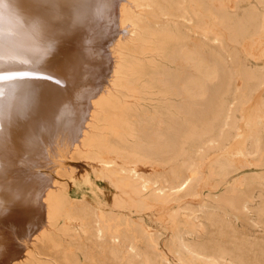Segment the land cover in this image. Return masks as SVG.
Listing matches in <instances>:
<instances>
[{
    "label": "bare ground",
    "instance_id": "bare-ground-1",
    "mask_svg": "<svg viewBox=\"0 0 264 264\" xmlns=\"http://www.w3.org/2000/svg\"><path fill=\"white\" fill-rule=\"evenodd\" d=\"M10 1L12 4L10 9H0L2 41H5V38L1 34L8 25H23L18 12L20 9L23 11L24 0ZM255 1L123 0L116 12L117 17L112 15L111 21H117L119 27L124 25L131 27L129 35L133 41L140 42L137 50L139 52L138 54L132 52L130 47L125 46L121 41L119 35L115 38L106 82L90 98L84 127L79 134L77 132L69 149L70 158L77 155L97 161L102 151H108L119 155L125 162L135 165L141 160L158 162L164 166L174 163L177 166L171 168V179L174 184L171 187L172 192L169 193L177 197L192 188L197 173L196 166L188 175H181V168L186 163L188 165L187 157L198 142L200 145H196L197 150L201 153H205L206 149L210 148L228 152L230 147L226 141L231 139L236 141L244 136L248 144L239 147L236 155L244 159L248 165L263 170L264 97L254 99L251 106L242 114L241 130L236 123L235 115L242 91L247 90L249 99L252 100L253 94H258L264 89V65L256 70L244 62L246 57L256 62L264 60V0ZM42 7L43 13L37 11L34 15L36 20L34 23L47 25L56 46L50 49L51 44H46L45 48L40 50L42 53L40 52L38 57H41L39 62L41 64L36 72L34 71L36 75L34 81L27 80V76L17 79L18 86L15 84L7 87L0 100V128L6 132H8L6 129L13 131L17 135L18 143L24 151L20 158H24L29 165L33 164L30 160L38 156L40 149V139L31 135V132L34 134L36 131L32 124L36 114L45 105L56 103L60 107L64 106L60 94L63 88L62 77L66 78L67 75L65 76L63 70L73 67L77 71L75 76H78V71L82 69L80 62L70 61L68 55L73 52L67 48L74 47L73 43L82 37L89 39L94 33L92 31L94 25H99L102 21L111 24L107 20L108 10L102 0L79 2L58 0L56 6L45 3ZM151 7L168 17H180L186 24L172 25L168 19L164 22L155 20L154 24H151L142 17V12ZM78 25H82L81 28L73 30ZM57 28L58 33H55ZM231 44H236L243 50L244 58L230 50ZM88 57V60L92 58L91 55ZM7 60L6 53H0V62L6 64ZM188 71L191 72L190 75L187 74ZM238 78L242 80V86L237 85ZM119 86L126 87L133 96L120 99L115 94ZM146 86L158 89L157 94L160 98L155 106L141 109L136 106L134 100H137L138 93ZM101 122L104 124L103 127H100ZM16 125L21 126L19 131ZM2 140L9 142L12 137L4 134ZM89 147L97 151H91L90 155L85 156L84 151ZM229 155L233 156L231 153ZM57 174L62 176L63 173L57 170ZM133 179L131 177V182ZM118 182L122 183L120 180ZM131 182L125 184L128 190L133 187L129 184ZM123 184L120 187L126 188ZM61 185V180L57 179L54 185L43 193V215L46 226L34 234L33 247L49 234L47 227L55 226L63 217L68 197ZM138 187L134 186V188ZM138 192H136L137 196ZM153 193L155 194V192L150 194ZM154 197L155 195L153 199ZM169 200L167 199V203ZM128 201L127 204L130 205ZM155 201L158 202V199ZM217 201L232 211L235 217L243 213L247 214L249 209L256 208L260 220H264V174L260 172L254 176L237 179L229 194L215 200ZM256 201H259L257 206L254 205ZM125 207L128 206L123 204L117 206L118 209H126ZM70 211L68 214H71ZM78 211H73L72 215L77 214ZM108 217V220L100 222L97 232L100 234L99 242L106 251H109L112 264L135 262L137 264H264V239L238 231L234 222L229 224L228 220V227L222 225V228L216 229L218 219L213 213L208 217L209 226L212 228L210 231L205 229L203 233L194 216L192 222H182L178 226L175 232V248L171 251L173 262H167L151 229L142 231L132 229L128 250H122L120 234L116 229L126 221L130 223L131 215L117 212L109 214ZM108 230H111L112 246H109L104 239ZM187 233L196 235L201 240L195 237L190 239L186 236ZM53 235L52 233L47 238L56 245ZM139 238L144 241V249L136 243ZM140 257L143 262L140 261ZM66 259L68 264H82L74 254H69ZM9 264L50 263L40 261L33 248H28L24 250L23 255L12 259Z\"/></svg>",
    "mask_w": 264,
    "mask_h": 264
},
{
    "label": "rangeland",
    "instance_id": "rangeland-1",
    "mask_svg": "<svg viewBox=\"0 0 264 264\" xmlns=\"http://www.w3.org/2000/svg\"><path fill=\"white\" fill-rule=\"evenodd\" d=\"M57 1L24 0L25 7L22 9L23 11H20V9L18 12L23 25H8L5 32L1 34L5 41H2L0 37V53H6L8 60L6 64L0 62V100H2L3 91L7 87L15 85L17 79L27 76V80L34 81L35 72L41 64L39 63L41 57H38L40 56V50L44 49L46 44H51L49 46L50 49L56 46L47 25L34 23L36 21L34 15L37 11L43 13V4L47 3L50 6H56ZM122 1L102 0L108 10L109 18L107 20L111 24L102 21L99 25H94L92 28L94 33L89 39L82 37L73 43L74 47L67 48L73 52L68 55L70 61L80 62L82 69L78 71V76H75L77 71L73 67L63 70L66 73L65 76L67 75L66 78L62 77L63 88L60 94L64 106L60 107L56 103L50 106L45 105L36 114V119L32 123L36 131L34 134L31 132V135L40 139V149L37 157H31L30 162H33V164L29 165L24 158H20L21 153L24 151L18 143L17 135L13 131L6 129L8 131L6 132L0 128V264H9L12 259L23 255L24 250L28 248H33L40 261L50 264H68L66 257L69 254L77 255L82 264H112L109 259V251H106L98 240L100 234L97 230L102 220H108L109 214L117 212L131 215L130 223L126 221L124 225L116 229V232L120 234L119 241L122 245V250H128L132 229L139 231L151 229L157 238L160 251L165 254L168 260L167 262H173L171 251L175 248V232L178 226L182 222H192L193 216L196 217V222L203 229V233L205 229L212 230L209 226L208 217L213 213L218 219L216 229L226 225L228 227V222L229 224L234 222L238 231L252 237L264 239V220H260L256 208H251L247 214L243 213L235 217L232 214L233 212L219 204V201L215 202V200L229 194L237 179L254 176L260 172L264 174V168L260 170L259 167H252L244 159L236 155L239 147L248 144L244 136L236 141L234 139L226 141V144L230 147L228 152L233 154L232 157L228 152L221 151L218 148L206 149L205 153H201L197 150L196 145H200L198 142L187 157L188 165L186 163L181 168V175H188L191 169L196 166L197 173L192 188L177 197L170 194L172 192L171 187L174 184L173 179H171V168L173 169L174 166H177L174 163L164 166L158 162L141 160L135 165L125 162L119 155L108 151H102L101 157L97 161L77 155L72 159L70 158L69 149L75 140L77 132L79 134L84 127L90 98L106 82L109 66H111L112 45L115 38L119 35L121 41L124 42L125 46L130 47L132 52H137L136 54L139 52L137 50H139L140 42L137 40L133 41L129 35L131 27L124 25L121 28L116 19V22L111 21L112 15L115 18L117 17L116 12ZM252 2L256 1L252 0ZM11 6L10 0H0V9H10ZM132 6L134 7V5ZM134 9L137 8L134 7ZM142 17L144 20L150 21L151 24H154L155 20L164 22L166 19L172 25L175 23L178 26L186 24L180 17H168L153 7L144 10ZM81 26L78 25L73 30H78ZM54 32L58 33V28ZM229 48L244 58L245 54L238 45L231 44ZM64 52L68 53L67 51ZM146 52L149 51L146 50ZM89 55L92 58L88 60ZM244 62L247 66H251V68L256 70H259L264 65V60L256 62L249 57H246ZM190 73V71L187 72L189 75ZM19 75L22 76L19 77ZM61 76L63 75L61 74ZM237 81V85L242 86V80L238 78ZM144 88H142V92L138 93L137 100H134L136 106L141 109L155 106L160 98L157 94L158 89L147 86ZM115 91V94L120 99L133 96V93L126 87L119 86ZM263 97L264 89L258 94H253L252 100L249 99L247 90L242 91L238 110L235 113L239 130H241L243 125V122H241L242 114L247 111L254 99ZM103 126L104 124L101 122L100 127ZM19 127L21 126L16 125L17 131H19ZM22 129L20 128V130ZM4 134L9 135L10 138L12 137V140L9 142L2 140V135ZM91 151H97V149L86 148L84 155H90ZM103 158L104 161H107H102ZM110 162L112 163L111 165ZM57 170L62 171V176L57 174ZM100 171H103V174ZM112 172L114 173L112 174ZM101 174L106 176L108 180ZM119 176H122V178ZM128 176L130 177L128 178ZM131 177L134 178L132 182ZM57 179L61 180V188L68 197L63 211L64 215L62 214L63 217L58 224L47 227L49 234L39 240V242L42 241L40 244L37 242V245L33 247L34 234L46 226L43 215V193L47 188L52 187ZM117 180L122 181V183ZM126 182H131L129 184L133 186L132 189H129L130 191L125 185ZM122 184L127 189L125 187L121 188ZM134 186H141V188H134ZM134 189L136 192L139 190L138 196ZM152 192H155V194L151 195ZM164 195L166 196L164 197ZM168 197H172L170 198L171 201ZM157 199L158 202L155 201ZM149 200L154 202L150 203ZM123 201L125 203H122ZM127 201L130 205L127 204ZM119 204L128 207H125L126 209H118L117 206ZM258 204L259 201H256L254 205L257 206ZM73 208L76 211L79 210L77 214L72 215V212L75 211ZM69 211L71 214H68ZM76 217L81 220L79 219L78 221V219H75ZM259 222L263 224L261 225ZM64 223L69 227L68 229ZM62 229L66 230L65 233ZM52 233L54 234L56 245L47 238ZM110 236L111 230H108L104 239L109 246H112ZM186 236L190 239L195 237V239L201 240L200 237L191 233H187ZM143 242L139 238L136 243L144 249ZM140 259L143 262L142 257ZM134 264H137V262Z\"/></svg>",
    "mask_w": 264,
    "mask_h": 264
}]
</instances>
